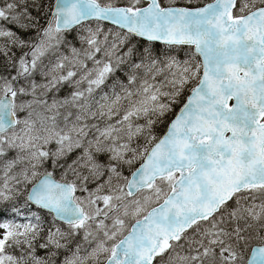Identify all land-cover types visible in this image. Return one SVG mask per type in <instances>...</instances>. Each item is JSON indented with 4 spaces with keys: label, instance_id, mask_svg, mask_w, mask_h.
I'll use <instances>...</instances> for the list:
<instances>
[{
    "label": "snow or ice",
    "instance_id": "obj_1",
    "mask_svg": "<svg viewBox=\"0 0 264 264\" xmlns=\"http://www.w3.org/2000/svg\"><path fill=\"white\" fill-rule=\"evenodd\" d=\"M0 264H264V0H0Z\"/></svg>",
    "mask_w": 264,
    "mask_h": 264
}]
</instances>
